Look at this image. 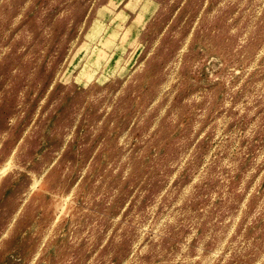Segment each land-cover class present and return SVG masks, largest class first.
Segmentation results:
<instances>
[{
  "label": "rangeland",
  "instance_id": "rangeland-1",
  "mask_svg": "<svg viewBox=\"0 0 264 264\" xmlns=\"http://www.w3.org/2000/svg\"><path fill=\"white\" fill-rule=\"evenodd\" d=\"M0 264H264V0H0Z\"/></svg>",
  "mask_w": 264,
  "mask_h": 264
}]
</instances>
